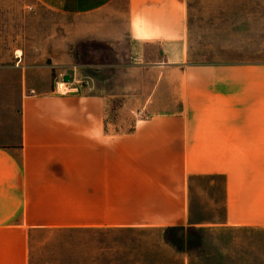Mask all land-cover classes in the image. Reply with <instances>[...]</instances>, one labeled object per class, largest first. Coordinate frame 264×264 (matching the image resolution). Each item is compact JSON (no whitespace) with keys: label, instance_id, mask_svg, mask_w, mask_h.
Returning a JSON list of instances; mask_svg holds the SVG:
<instances>
[{"label":"crops","instance_id":"0c3cea01","mask_svg":"<svg viewBox=\"0 0 264 264\" xmlns=\"http://www.w3.org/2000/svg\"><path fill=\"white\" fill-rule=\"evenodd\" d=\"M36 1L62 15L92 17L91 40L115 50L125 45L126 55L115 51L117 67L159 72L131 78L153 85L130 91L140 116L129 136L116 139L119 173H102L107 98L96 84L106 66H85L87 87L62 96L50 85L29 90L22 69L0 72V264H22V253L9 246L29 231L194 227L189 194L196 177L223 179L220 228L263 235L264 60L185 65L184 0H125L119 36L105 13L115 0ZM60 67L53 66L56 73ZM177 67L183 72H171ZM77 129L88 136L77 139ZM77 145L89 147L101 173H75ZM237 163H259L261 173H235Z\"/></svg>","mask_w":264,"mask_h":264},{"label":"rangeland","instance_id":"374dc122","mask_svg":"<svg viewBox=\"0 0 264 264\" xmlns=\"http://www.w3.org/2000/svg\"><path fill=\"white\" fill-rule=\"evenodd\" d=\"M184 4L188 44L185 65H234L264 60V0H184ZM125 10L126 1L115 0L105 11L112 18V36H119L124 30ZM91 21L92 17L52 12L36 0H0V72L14 74L22 69L28 74L29 90L35 92L44 91L49 85L55 92V83L66 75L69 80L65 81L64 91L77 94L88 85L83 72L87 69L85 66H106L102 80L96 84L107 98L103 121L108 161L107 169L102 173H119L121 165L116 160V139L129 136L135 119L140 116L132 109L130 91H148L153 85V82L131 81V78L142 79L140 75L159 70L149 65L117 67L120 58L114 57L115 51L126 55L125 45L115 50L110 44L91 40ZM54 65L61 66L58 73ZM171 72L183 70L177 67ZM85 135L88 136L86 131L77 129V139ZM88 150L89 147L77 145L75 173H101L99 160L96 162L95 154L89 155ZM258 164L237 163L235 173H261ZM189 196V222L196 229L194 237L190 236L194 246L177 256L163 244L164 230L168 228L164 226L92 233L35 230L29 231L24 241L8 246L22 253V264H59L63 246L85 240L103 247L115 246L120 253L132 254L128 263L264 264V234H245L241 230L218 226L224 219L221 177L191 179ZM198 242H201L200 247L195 246Z\"/></svg>","mask_w":264,"mask_h":264},{"label":"trees","instance_id":"16d2710c","mask_svg":"<svg viewBox=\"0 0 264 264\" xmlns=\"http://www.w3.org/2000/svg\"><path fill=\"white\" fill-rule=\"evenodd\" d=\"M129 229H107V230H81L89 232L101 231H128ZM196 229L194 227H168L164 230L166 233L164 245L174 251V255H179L193 248L194 244L190 243V236ZM193 237H191L193 239ZM201 242L195 246L200 247ZM64 250L60 254L61 261L59 264H141L138 262L128 263L132 254L126 255L115 246L103 247L97 245L94 241L85 240L79 244L63 246ZM132 253V252H130ZM136 257V255H134ZM124 260V261H123ZM132 260V259H131Z\"/></svg>","mask_w":264,"mask_h":264},{"label":"built area","instance_id":"2783aa9c","mask_svg":"<svg viewBox=\"0 0 264 264\" xmlns=\"http://www.w3.org/2000/svg\"><path fill=\"white\" fill-rule=\"evenodd\" d=\"M67 83L62 79H60V81L56 82L55 85H54V91L56 93H60V94H63V95H66L68 94L67 91H64L65 87H63L64 85H66Z\"/></svg>","mask_w":264,"mask_h":264},{"label":"water","instance_id":"95a60500","mask_svg":"<svg viewBox=\"0 0 264 264\" xmlns=\"http://www.w3.org/2000/svg\"><path fill=\"white\" fill-rule=\"evenodd\" d=\"M63 80L68 81L69 80L68 76H65Z\"/></svg>","mask_w":264,"mask_h":264},{"label":"bare ground","instance_id":"6f19581e","mask_svg":"<svg viewBox=\"0 0 264 264\" xmlns=\"http://www.w3.org/2000/svg\"><path fill=\"white\" fill-rule=\"evenodd\" d=\"M18 53V52H17Z\"/></svg>","mask_w":264,"mask_h":264}]
</instances>
